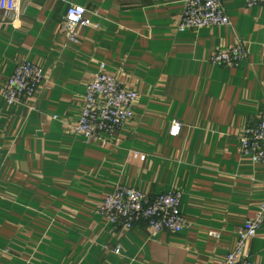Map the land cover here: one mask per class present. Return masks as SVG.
<instances>
[{"label": "crops", "instance_id": "crops-1", "mask_svg": "<svg viewBox=\"0 0 264 264\" xmlns=\"http://www.w3.org/2000/svg\"><path fill=\"white\" fill-rule=\"evenodd\" d=\"M223 2L231 26L181 32L185 0H18L10 15L0 0V264H220L233 250L264 202V165L240 152L264 115V7ZM70 5L90 21L76 43ZM240 43L250 55L239 68L211 63ZM23 61L46 83L9 106L2 93ZM103 64L138 94L106 148L70 131ZM119 184L180 192L189 227L154 236L109 224L97 209ZM247 253L264 264V223Z\"/></svg>", "mask_w": 264, "mask_h": 264}, {"label": "built area", "instance_id": "built-area-1", "mask_svg": "<svg viewBox=\"0 0 264 264\" xmlns=\"http://www.w3.org/2000/svg\"><path fill=\"white\" fill-rule=\"evenodd\" d=\"M2 1L12 3L7 15L16 11L18 0ZM223 1L185 0L179 30L185 32L192 29L231 26L232 21ZM242 1L249 8L264 7V0ZM86 13V9L78 5H70L67 9L65 30L72 42L78 41V31L81 27L90 25ZM249 55V46L240 43L227 50H218L210 61L214 65L233 69L239 68ZM45 83L43 68L23 61L17 64L14 74L6 82L2 96L9 106H19L27 100H35ZM137 101V92L124 87L117 77L106 71V65L103 64L86 86L79 121L70 131L82 137L88 144L98 142L104 148L109 147L114 135L134 119ZM180 131L181 124L174 123L171 134L178 136ZM240 152L242 156L251 158L253 163L264 165V115L257 124L245 129L240 137ZM181 205L182 194L178 191L150 197L137 189L119 184L99 206L97 214L109 224L127 230L143 224L154 236L163 232L179 235L189 227L181 213ZM263 223L264 202L260 205L256 217L241 229L233 250L220 264H259L247 253V244L257 236ZM210 236L218 238L219 234L212 232ZM115 253H119V249H116Z\"/></svg>", "mask_w": 264, "mask_h": 264}]
</instances>
